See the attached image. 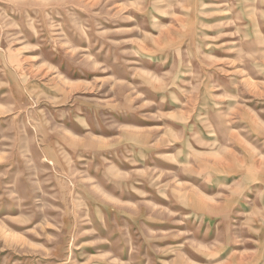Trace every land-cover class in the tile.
<instances>
[{"label": "rangeland", "instance_id": "obj_1", "mask_svg": "<svg viewBox=\"0 0 264 264\" xmlns=\"http://www.w3.org/2000/svg\"><path fill=\"white\" fill-rule=\"evenodd\" d=\"M0 264H264V0H0Z\"/></svg>", "mask_w": 264, "mask_h": 264}]
</instances>
